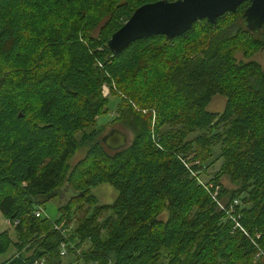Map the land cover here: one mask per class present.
<instances>
[{"label":"trees","instance_id":"1","mask_svg":"<svg viewBox=\"0 0 264 264\" xmlns=\"http://www.w3.org/2000/svg\"><path fill=\"white\" fill-rule=\"evenodd\" d=\"M155 1L0 0V216L17 222L14 243L0 231V258L15 250L0 264H264V69L251 60L264 61V24L246 30L242 3L112 55L111 34ZM102 86L132 136L118 151L93 128L108 111ZM215 96L219 113L206 110ZM217 161L204 188L197 172ZM100 185L111 203L89 193ZM63 188L74 195L59 216L35 218ZM73 207L62 236L53 226L67 228Z\"/></svg>","mask_w":264,"mask_h":264},{"label":"water","instance_id":"2","mask_svg":"<svg viewBox=\"0 0 264 264\" xmlns=\"http://www.w3.org/2000/svg\"><path fill=\"white\" fill-rule=\"evenodd\" d=\"M242 3L248 4L243 11L246 30H259L264 24V0H158L134 9L121 27L111 34L106 49L117 55L130 43L143 38L159 35L171 40L187 32L196 22L204 20L215 24L217 18L234 13ZM100 142L110 151H118L127 145L126 135L116 129L102 136Z\"/></svg>","mask_w":264,"mask_h":264},{"label":"rangeland","instance_id":"3","mask_svg":"<svg viewBox=\"0 0 264 264\" xmlns=\"http://www.w3.org/2000/svg\"><path fill=\"white\" fill-rule=\"evenodd\" d=\"M236 60H240L241 57L239 54H236ZM251 60L255 61L256 63H258L261 68L264 69V61L262 59V56L260 53L254 54L251 57ZM103 93L105 98H107L108 102H109V106H108V111H106L104 114H102L101 116H99L98 118H96L95 120V125H94V129L98 130V137L101 138L102 136L106 135L110 130L112 129H116L119 130L120 132L124 133L127 136V141L126 143L128 144L131 140V133L126 130L125 128H123L120 124H118L117 120H115V118L118 116L117 111H115V107L118 106L119 101L116 99V97L111 96L108 94L106 87H104L103 89ZM223 104H224V98L222 97H218L215 96L211 99L210 103L207 105L206 110L208 112H214V113H219L222 108H223ZM84 146L83 147H79L75 153L68 159L67 164L68 166H73L74 164H76L77 161H79L83 155H84ZM214 156L216 152H213ZM213 158V156H212ZM196 162V161H195ZM219 167V161H217L216 163H214L213 165H210L208 167H205L202 172H197V178L200 181V183H202L203 187H207V186H211L212 183L208 182V180L210 178H212V175L216 172V170ZM219 183L227 189H231L234 188V184H231L226 176H222L219 179ZM89 193L93 196L96 195L97 201L100 204H109L111 203V201L115 198L116 196V192L115 190H113L111 187L107 186V185H100V186H96V187H91ZM72 195H74L73 193H71L67 188H63L61 190V192L59 193V197H54L52 199H50L49 201H47L46 203H44L43 206H33L35 209L39 208L42 211V217L46 218L50 221H54L58 216V207L60 205V203H64L68 198H70ZM86 206H83V209H85ZM91 211V208H89V212ZM81 214L80 211H75L74 207L71 211V220L69 222V224L67 225L69 227V230H72L75 227V219H77V217H79ZM106 214L105 213H100L99 218H103L105 217ZM6 230L11 242L14 243L15 240V233L13 231V227H11L10 225H8L6 223V220L4 218H2L0 216V231ZM15 254V250L13 246H10L9 249L7 250V252L1 256V260H5L8 259L10 257H12V255Z\"/></svg>","mask_w":264,"mask_h":264},{"label":"built area","instance_id":"4","mask_svg":"<svg viewBox=\"0 0 264 264\" xmlns=\"http://www.w3.org/2000/svg\"><path fill=\"white\" fill-rule=\"evenodd\" d=\"M104 87L105 86H102L101 87V94H102V96L103 97H105L104 96V93H103V89H104ZM107 89V88H106ZM108 92V91H107ZM194 164H196V162L194 161ZM191 175H194V174H191ZM199 184L200 185H202V183H200V181H199ZM203 186V185H202ZM211 186L209 185V186H207V188H210ZM205 188V187H204ZM212 195H215V193H212ZM222 204L221 203H219L218 202V204H217V207L219 208V209H221L222 207ZM228 211L230 212V214H231V212H232V209H231V205L228 207ZM32 214H33V216L35 217V218H40V217H42V211H41V209H39V208H37V209H35L33 212H32ZM230 220L232 221V222H234V227L235 228H237L240 232H242L245 236H247V234L244 232V230L237 224V222L235 221V218L231 215L230 217ZM6 223L8 224V225H10L11 227H14L16 224H17V222L16 221H14V222H10V221H7L6 220ZM53 230L54 231H56V232H58L60 235H62V236H65V234L69 231V227L67 226V228H64V227H59V226H57V225H54L53 226ZM258 237V235H256L255 236V238H257ZM252 244L254 245V247H255V249H256V253H255V255H254V258H258V257H260V256H262V253H261V251L257 248V246H255V244L252 242ZM64 245H63V243L62 244H60V247H59V255L60 256H63L64 255ZM35 264V263H34Z\"/></svg>","mask_w":264,"mask_h":264},{"label":"flooded vegetation","instance_id":"5","mask_svg":"<svg viewBox=\"0 0 264 264\" xmlns=\"http://www.w3.org/2000/svg\"><path fill=\"white\" fill-rule=\"evenodd\" d=\"M126 141H127V136H126Z\"/></svg>","mask_w":264,"mask_h":264}]
</instances>
